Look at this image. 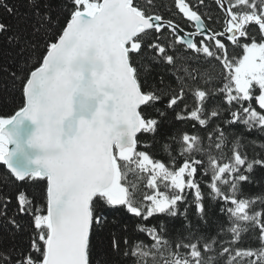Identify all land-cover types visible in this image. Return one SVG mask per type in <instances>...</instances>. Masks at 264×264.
Here are the masks:
<instances>
[{"label":"snow or ice","instance_id":"6c2138e0","mask_svg":"<svg viewBox=\"0 0 264 264\" xmlns=\"http://www.w3.org/2000/svg\"><path fill=\"white\" fill-rule=\"evenodd\" d=\"M215 3L0 0V264H264V0Z\"/></svg>","mask_w":264,"mask_h":264},{"label":"trees","instance_id":"16d2710c","mask_svg":"<svg viewBox=\"0 0 264 264\" xmlns=\"http://www.w3.org/2000/svg\"><path fill=\"white\" fill-rule=\"evenodd\" d=\"M197 0H193V3H196ZM154 3L157 5V10L161 11L162 13H167L169 10H172L174 14V18L177 20H180L181 17L179 15H175V7H174V0H154ZM200 10L204 12L206 15H211L213 17V21L211 24V27L220 30L222 28V17L223 13L218 8V6L215 3V0H205L204 6H200ZM2 15V13H0ZM184 27L188 28V25H183ZM226 44L228 43L225 41ZM0 43H2V38H0ZM229 51L230 54H233L234 52L239 54H242L240 50L233 49L229 45ZM210 72L214 74H218L220 71L219 65L215 64L213 62V67L209 69ZM191 105V101H189ZM22 104V97L20 95L19 89H17L13 94L0 96V117H7L11 114H13L14 110H16L20 105ZM161 159H164L161 157ZM258 177H264V172H258ZM45 186V182L40 181L38 182V185L36 186H28L27 190L31 192H38L40 189H43ZM15 190V186L10 179L8 172L2 164H0V191H6V192H12ZM247 191L250 194L258 195L264 192V185H261L260 187H257L255 185H249L247 188ZM19 241H23L24 247H27L28 243V237L27 234L23 236H19L17 238ZM245 246H252L255 247L257 244L254 242V240H249L246 242Z\"/></svg>","mask_w":264,"mask_h":264},{"label":"water","instance_id":"95a60500","mask_svg":"<svg viewBox=\"0 0 264 264\" xmlns=\"http://www.w3.org/2000/svg\"><path fill=\"white\" fill-rule=\"evenodd\" d=\"M33 159H35V157L33 156Z\"/></svg>","mask_w":264,"mask_h":264},{"label":"flooded vegetation","instance_id":"af4514ba","mask_svg":"<svg viewBox=\"0 0 264 264\" xmlns=\"http://www.w3.org/2000/svg\"><path fill=\"white\" fill-rule=\"evenodd\" d=\"M141 2H143V0H141Z\"/></svg>","mask_w":264,"mask_h":264}]
</instances>
